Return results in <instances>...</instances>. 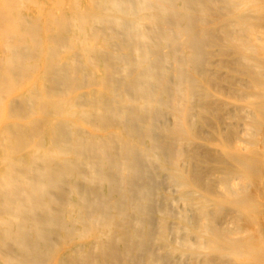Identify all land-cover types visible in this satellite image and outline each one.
<instances>
[{"label":"bare ground","instance_id":"obj_1","mask_svg":"<svg viewBox=\"0 0 264 264\" xmlns=\"http://www.w3.org/2000/svg\"><path fill=\"white\" fill-rule=\"evenodd\" d=\"M0 264H264V0H0Z\"/></svg>","mask_w":264,"mask_h":264},{"label":"rangeland","instance_id":"obj_2","mask_svg":"<svg viewBox=\"0 0 264 264\" xmlns=\"http://www.w3.org/2000/svg\"><path fill=\"white\" fill-rule=\"evenodd\" d=\"M250 147V146H249Z\"/></svg>","mask_w":264,"mask_h":264}]
</instances>
